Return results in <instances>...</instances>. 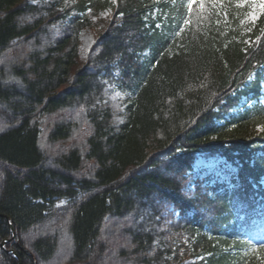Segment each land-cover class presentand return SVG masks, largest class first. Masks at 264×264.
I'll return each instance as SVG.
<instances>
[{
  "label": "trees",
  "instance_id": "obj_1",
  "mask_svg": "<svg viewBox=\"0 0 264 264\" xmlns=\"http://www.w3.org/2000/svg\"><path fill=\"white\" fill-rule=\"evenodd\" d=\"M151 3L0 0V264H241L220 247L264 240V108L230 114L259 95L264 19L248 45L213 25L174 38L188 0L162 30ZM200 156L229 184L192 186Z\"/></svg>",
  "mask_w": 264,
  "mask_h": 264
},
{
  "label": "rangeland",
  "instance_id": "obj_2",
  "mask_svg": "<svg viewBox=\"0 0 264 264\" xmlns=\"http://www.w3.org/2000/svg\"><path fill=\"white\" fill-rule=\"evenodd\" d=\"M63 4H68L70 0H59ZM112 3V0H102ZM181 0H152L150 8L146 12L145 19H152L155 22V27L158 30H162V28L168 23H173L175 21L176 9L177 5ZM260 0H257L256 4H253L251 7L248 4L243 5L240 8L236 7V0H225L224 6H213L211 0H204V8L201 9L199 6H195L191 12H189L187 5L185 6V10L182 16L180 26L174 31L172 36L174 38L181 36L183 33L187 32L189 27L195 26L198 24L199 26L207 29L211 25L218 27L223 31V33L234 32L237 35L239 41H242L245 44H250L251 36L255 26L264 19V10H261L258 7ZM91 9V11H89ZM86 12V17L89 19L90 23L94 27H99L100 25L108 19L109 14L111 13V9L109 6L105 7H96L89 8ZM255 12L257 15V20L255 26L251 25V22L248 21L244 24H241V20L247 21L248 13ZM191 23L188 26H185L184 21L189 20ZM251 27L252 30L249 32L247 29ZM195 28V27H194ZM79 43L80 48L83 52H87L92 46L95 39V30L91 28V26H86L81 29L79 33ZM43 45V43L41 42ZM40 46H33L32 48H38ZM254 80V76L249 79V82ZM125 94L122 92L110 93L108 99L110 102L106 100L107 105L110 104L112 110L116 113H119V118L121 117V111L123 110V102L125 101ZM258 104L259 106L264 108V74L262 76V80L260 83L259 95L257 98H252L249 95V99L247 97H243L240 101L239 106L232 111V114H237L242 112L244 107L248 108L254 104ZM228 118L226 117V120ZM223 122L219 121L218 125H222ZM264 126V123L263 125ZM230 171L228 174L227 172ZM234 173V169H231L229 165H227L223 158H206L200 156L195 160L192 165V183L194 185V180H204L209 176L208 180H205L204 186H213L216 182L225 184H229V176ZM260 185L264 187V177L262 178ZM140 211V210H139ZM141 212V211H140ZM137 212L134 211L129 215L128 219V229L136 231L138 228V222L140 219L136 218ZM137 224V225H136ZM49 229H47L48 231ZM140 230V229H139ZM261 230H264V223L261 225ZM221 250L228 254L229 256H234L235 260L243 257L241 264H264V243L263 244H254L250 246L247 252H242V255L236 254L237 251L233 248L231 244H223L220 247ZM255 249L256 251H253Z\"/></svg>",
  "mask_w": 264,
  "mask_h": 264
},
{
  "label": "snow or ice",
  "instance_id": "obj_3",
  "mask_svg": "<svg viewBox=\"0 0 264 264\" xmlns=\"http://www.w3.org/2000/svg\"><path fill=\"white\" fill-rule=\"evenodd\" d=\"M256 2H257V0H236V7L240 8L245 4H248V6L251 7L253 4H256ZM112 3L115 4L116 0H112ZM211 3L214 7L215 6L223 7L225 0H211ZM195 6H199L201 9H203L204 8V0H188L187 8H188L189 12H191ZM258 7L261 10H264V0H260ZM89 11H91V9H89ZM256 20H257L256 13L251 12V13H248V15H247V21L241 20V24H244V23L250 21L251 25L255 26ZM190 23H191L190 19L184 21L185 26H188ZM247 30L249 32H251L252 28L249 27ZM261 31L264 32V29H261ZM260 130L264 131V126H261ZM253 251H256V250L253 249Z\"/></svg>",
  "mask_w": 264,
  "mask_h": 264
},
{
  "label": "water",
  "instance_id": "obj_4",
  "mask_svg": "<svg viewBox=\"0 0 264 264\" xmlns=\"http://www.w3.org/2000/svg\"><path fill=\"white\" fill-rule=\"evenodd\" d=\"M3 246H4V242L1 244V247L3 248ZM11 253H13V252H11Z\"/></svg>",
  "mask_w": 264,
  "mask_h": 264
}]
</instances>
